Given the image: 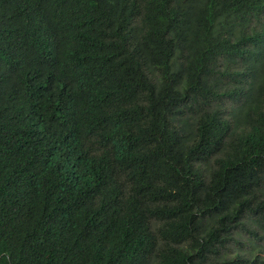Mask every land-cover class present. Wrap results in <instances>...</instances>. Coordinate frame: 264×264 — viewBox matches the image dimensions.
<instances>
[{
	"label": "trees",
	"instance_id": "1",
	"mask_svg": "<svg viewBox=\"0 0 264 264\" xmlns=\"http://www.w3.org/2000/svg\"><path fill=\"white\" fill-rule=\"evenodd\" d=\"M262 232L264 0H0V264H258Z\"/></svg>",
	"mask_w": 264,
	"mask_h": 264
},
{
	"label": "rangeland",
	"instance_id": "2",
	"mask_svg": "<svg viewBox=\"0 0 264 264\" xmlns=\"http://www.w3.org/2000/svg\"><path fill=\"white\" fill-rule=\"evenodd\" d=\"M261 235L264 237V232H262ZM235 237L237 239V242L235 244H232V246H231L232 247L231 251L233 253L238 254L239 253V249H240V247L242 245H244L243 248H242L243 253H245L247 256L250 254L248 251H250L251 249H253V250L255 249V247L253 246V241H252L253 238L251 237L249 232L248 233H246V232L242 233L241 235L236 234ZM238 242H239V245L237 244ZM260 244L264 247V242H261ZM255 255H260L261 256L260 257L261 259L258 262V264L262 263V261L264 260V252H259V251L256 250Z\"/></svg>",
	"mask_w": 264,
	"mask_h": 264
}]
</instances>
